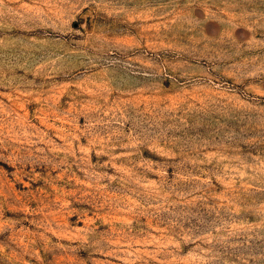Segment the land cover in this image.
I'll list each match as a JSON object with an SVG mask.
<instances>
[{"label":"rangeland","instance_id":"1","mask_svg":"<svg viewBox=\"0 0 264 264\" xmlns=\"http://www.w3.org/2000/svg\"><path fill=\"white\" fill-rule=\"evenodd\" d=\"M0 264H264V0H0Z\"/></svg>","mask_w":264,"mask_h":264}]
</instances>
